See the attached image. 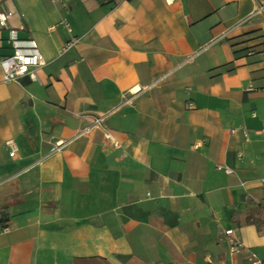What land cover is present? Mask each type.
Here are the masks:
<instances>
[{
    "label": "crops",
    "instance_id": "crops-1",
    "mask_svg": "<svg viewBox=\"0 0 264 264\" xmlns=\"http://www.w3.org/2000/svg\"><path fill=\"white\" fill-rule=\"evenodd\" d=\"M263 5L0 0V264L264 261Z\"/></svg>",
    "mask_w": 264,
    "mask_h": 264
},
{
    "label": "built area",
    "instance_id": "built-area-1",
    "mask_svg": "<svg viewBox=\"0 0 264 264\" xmlns=\"http://www.w3.org/2000/svg\"><path fill=\"white\" fill-rule=\"evenodd\" d=\"M53 2L66 3L68 0H52ZM264 12V5L261 6L251 17ZM13 17L11 12L0 13V24L3 28H7V22ZM10 34V53L1 58L0 64L3 70V81L5 83H18L22 78L28 77L32 81H38L37 70L45 66L46 62L43 54L41 53L37 42L33 38H20L19 30L9 29ZM263 45L261 52L264 53V35ZM73 45V42L68 43L65 49L68 50ZM257 51L250 50L249 55L256 54ZM100 119L96 120L97 124H100ZM90 128H85L83 132H89ZM234 132H237L235 130ZM259 134L264 138V127ZM104 139L107 140L115 150H122V144L115 139L113 134L106 131ZM6 146L10 149L9 156L15 158L18 155V147L14 140L6 142ZM226 173L231 174L233 171L229 168H225ZM264 185V179L261 180ZM9 228H4L7 231ZM227 235L232 234V230L226 232ZM231 242H234L231 240ZM252 264H264V261L254 262Z\"/></svg>",
    "mask_w": 264,
    "mask_h": 264
}]
</instances>
